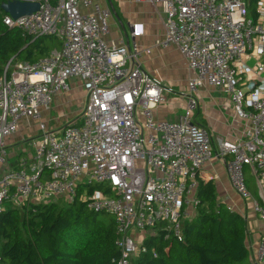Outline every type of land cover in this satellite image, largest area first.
Listing matches in <instances>:
<instances>
[{"label": "built area", "instance_id": "1", "mask_svg": "<svg viewBox=\"0 0 264 264\" xmlns=\"http://www.w3.org/2000/svg\"><path fill=\"white\" fill-rule=\"evenodd\" d=\"M21 1L40 7L17 18L6 13L5 24L24 36H56L61 46L34 62L11 59L0 76V213L7 204L23 209L82 201L114 218L116 264H133L159 230L182 239V221L198 205V177L218 158L234 191L252 200L264 221V0L256 20L245 0H135L164 15L165 39L158 43L174 44L185 57L189 91L143 68L142 55L151 52L136 42L143 23L130 25V39H107L112 12L103 0ZM74 78L86 91L83 111L52 129L43 110L51 111ZM206 83L231 94L237 117L245 120L235 139L217 146L195 118V92ZM170 94L185 96L186 109L176 120L156 119L154 109ZM24 118L38 122L39 134L11 159L7 138ZM248 173L259 199L249 190ZM96 185L102 188L91 192ZM251 264H264V235Z\"/></svg>", "mask_w": 264, "mask_h": 264}, {"label": "trees", "instance_id": "2", "mask_svg": "<svg viewBox=\"0 0 264 264\" xmlns=\"http://www.w3.org/2000/svg\"><path fill=\"white\" fill-rule=\"evenodd\" d=\"M259 1L245 0L253 20ZM5 2L0 0V76L11 59L34 62L61 46L56 36H24L20 28L6 25ZM198 183L196 216L182 221V239L159 230L145 240L147 252L133 264H251L247 219L219 201L214 180L198 177ZM63 203L23 209L7 204L0 213V264H116L120 251L114 218L79 200Z\"/></svg>", "mask_w": 264, "mask_h": 264}, {"label": "crops", "instance_id": "3", "mask_svg": "<svg viewBox=\"0 0 264 264\" xmlns=\"http://www.w3.org/2000/svg\"><path fill=\"white\" fill-rule=\"evenodd\" d=\"M103 6L110 7L112 15L110 25H115L119 35L111 37V29L107 35L109 41H119L122 38L130 39L131 24L143 23L144 35L137 37L136 42L141 50L150 49V53H143V68L151 74L160 75L167 84L172 85L178 91H189L188 77L192 74L185 57L174 44L162 45L158 41L165 39V26L162 16L157 12L155 5L150 2H136L135 0H103ZM125 21L129 22V28L125 26ZM82 86L78 78L71 80L72 84ZM180 88V89H179ZM71 89V87H70ZM85 90V89H84ZM59 94L55 97L51 111L43 110L42 119L46 121L50 128L55 129L65 126L59 119H52L51 113L55 104L60 102L69 94ZM199 99L200 106L195 112L196 120L209 128L212 133L215 146L220 139H235V135L243 130L245 120L237 117L231 94L222 88L206 83L195 92ZM86 102V91L83 106ZM188 104L185 96L170 94L166 101L154 109L155 118L158 120H176L184 112ZM54 124V125H53ZM39 134L38 122L24 118L20 122L19 130L7 138L10 149V158L22 151L26 139H31ZM200 180H214L217 187V196L220 202L228 204L233 211L242 214L248 223L249 247L251 249V259L257 258L259 241L264 235V221L261 220L253 210L252 200H244L233 189L225 163L216 158L204 165L199 176ZM248 187L252 189L254 199H259V190L255 181L248 173ZM196 216V210H191L184 220H191Z\"/></svg>", "mask_w": 264, "mask_h": 264}, {"label": "rangeland", "instance_id": "4", "mask_svg": "<svg viewBox=\"0 0 264 264\" xmlns=\"http://www.w3.org/2000/svg\"><path fill=\"white\" fill-rule=\"evenodd\" d=\"M111 20L112 18L110 17L109 22H111ZM129 22L130 21H125V26L127 28H129ZM110 29H111V37L112 36L115 37L119 35L118 31L116 30L115 25L111 24ZM176 88H178V86L175 85V89ZM69 94L70 96L67 95L66 97L63 98V100L60 102L59 107H58V103L55 104V108L54 110H52V113H51L52 119H59L62 124L67 123L68 121L73 120L77 116H79L81 112L83 111V107H84L83 103H84V98H85V90L83 86L73 83ZM246 179L248 180V175ZM250 189H251L250 192H252L253 188H250ZM60 203H63V202L60 201Z\"/></svg>", "mask_w": 264, "mask_h": 264}, {"label": "water", "instance_id": "5", "mask_svg": "<svg viewBox=\"0 0 264 264\" xmlns=\"http://www.w3.org/2000/svg\"><path fill=\"white\" fill-rule=\"evenodd\" d=\"M38 2H28L21 0H11L3 3V10L14 18L32 14L39 9Z\"/></svg>", "mask_w": 264, "mask_h": 264}]
</instances>
